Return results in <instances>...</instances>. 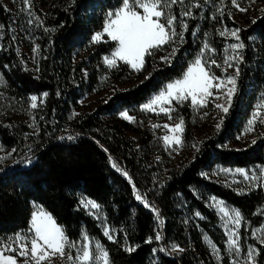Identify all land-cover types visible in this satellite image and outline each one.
Segmentation results:
<instances>
[{
    "label": "trees",
    "instance_id": "trees-1",
    "mask_svg": "<svg viewBox=\"0 0 264 264\" xmlns=\"http://www.w3.org/2000/svg\"><path fill=\"white\" fill-rule=\"evenodd\" d=\"M121 3L51 0L42 24L34 30L38 51L30 69L17 51L11 13L0 0V72L8 93L18 100L48 94L37 135L26 136L25 126L0 121V143L18 149L25 160L32 159L26 166H0V240L29 228L36 202L71 240L80 241L84 233L97 239L109 252L111 264H199L198 254L207 257L204 233L226 256L227 236L209 203L211 196L239 209L244 227L264 222V184L238 191L211 175L218 165L264 170V123L257 121L253 131L247 130L264 102V11L242 14L231 0H183L171 8L178 21L188 24L183 42L152 50L137 71L125 62L115 67L104 63L116 42L92 41L106 14ZM196 3L200 7H194ZM188 10L191 16H181ZM239 15L243 20L237 19ZM176 28L181 31L179 23ZM235 28L241 29L245 48L240 50L237 91L228 112L214 125L208 122L210 108L204 109L210 113L201 120L191 108L182 107L184 147L192 157L168 164L163 178L157 179L161 165L155 158L165 153L162 144L145 127L120 114L182 77L205 42L215 49L212 59L220 65L212 66V72L221 78L234 74L235 68L224 61L229 45L238 41L220 32ZM106 90L92 112L70 119L82 98ZM67 127L73 139L63 135ZM137 192L142 200L136 199ZM79 194L101 205L114 238L109 239L99 220L80 204ZM157 232L162 239H155ZM174 245L184 251L172 252ZM129 247L134 251H127ZM257 248L256 264H264V244L257 243Z\"/></svg>",
    "mask_w": 264,
    "mask_h": 264
},
{
    "label": "snow or ice",
    "instance_id": "snow-or-ice-1",
    "mask_svg": "<svg viewBox=\"0 0 264 264\" xmlns=\"http://www.w3.org/2000/svg\"><path fill=\"white\" fill-rule=\"evenodd\" d=\"M231 2L240 12L248 11V9L240 6L238 0H231ZM23 3L29 9L32 7L30 0H23ZM177 3H183V0H122L119 8L106 14L102 31L96 32L92 36L93 42H100L106 35L111 41L117 43V47L112 54L104 57V63L109 67H115L118 60L124 61L133 69L139 71L144 66L145 57L151 55L152 50L159 49L167 44H173L177 40L182 43L184 31L188 29V24L184 20L178 21L177 16L172 13V5ZM193 6L200 7V4L196 3ZM261 11H264V9H261ZM191 15L190 10L181 13L183 17ZM253 22L255 23V21ZM177 23H179L181 29L179 32L176 28ZM240 31L241 29L235 28L232 30L225 29L220 32L221 36L228 35L238 41L229 45L234 55L227 56L224 61L228 68H235L234 74L225 75L221 78L212 72V66L220 67V65L217 64L215 59L208 61L203 59L205 50L215 51V49H210L208 42H205L201 53L190 63L183 77L169 83L166 86V90L160 91L148 103L142 105V108L147 111L164 113L171 119L170 113L174 110L171 107L173 101L183 102L190 99L193 106L203 107L214 96V89L223 92L228 106H230L232 98L237 91L239 62L243 60L240 50L245 48V44L241 41L239 35ZM175 52L176 49L173 48L171 55H175ZM163 59L167 61L169 57H164ZM232 61H236V64L234 65ZM224 71L226 73L227 69L225 68ZM43 95L47 96L48 94L44 93ZM216 98L219 99V96ZM37 106V97L32 96L31 107L36 108ZM215 107L225 113L228 112V107L224 104H216ZM120 115L129 121L134 119L127 111L122 112ZM257 121L264 123V102L257 106L248 122L247 130L252 131ZM153 127H160V125H153ZM163 127L168 129L169 133L162 137L166 145H181L183 143V119H180L179 122L171 126L164 124ZM219 127L220 125L217 124L218 129ZM73 138L71 136L68 137V139ZM0 159L3 158L0 157ZM109 159L111 160V157ZM112 166L117 168L115 163ZM224 171L231 170L225 169ZM236 171L241 173L245 179H259L255 173L249 177L244 169H237ZM123 174L128 176L127 172ZM262 175H264V170H262ZM136 199H143L139 192L136 194ZM81 203L85 208L98 209L100 207L94 201L82 200ZM145 205L148 206L147 201H145ZM153 211L157 210L153 209ZM221 211L224 212L225 216H230V213L223 207ZM231 219L234 227L228 237L229 251L238 253L240 251L238 229L243 220L241 212L234 210ZM28 231L33 234L30 239L27 236L21 235V233H16L15 241L18 247L0 246V264H52L53 258L57 256L72 262V264H110L109 252L101 244L96 243L95 249H93L92 240L85 233L82 236L81 246L78 248L77 241L71 240L66 235L65 229L57 224L51 214L43 210L32 214L31 225ZM258 231L264 233V226L258 229ZM105 234L109 239L113 238L107 229L105 230ZM151 239L150 237L149 242ZM155 239H162L159 232L156 233ZM258 239H260L261 244H264V238L258 237ZM74 249L76 250L75 254L72 251ZM174 249L180 252L184 251L178 245H174ZM126 250L129 252L134 251L131 247L126 248ZM6 252L12 254H6ZM257 255H259L257 249L249 246L246 255L248 264H256L255 257ZM233 264H236V262L233 261Z\"/></svg>",
    "mask_w": 264,
    "mask_h": 264
},
{
    "label": "rangeland",
    "instance_id": "rangeland-1",
    "mask_svg": "<svg viewBox=\"0 0 264 264\" xmlns=\"http://www.w3.org/2000/svg\"><path fill=\"white\" fill-rule=\"evenodd\" d=\"M2 1L5 4L6 8L10 11L12 19H13V37L16 43L17 51L20 57L22 58L25 66L27 68L34 69V66L37 60V51H38L37 44L34 38V30L37 28L38 24H42L44 15L47 11L48 4L51 2V0H30L31 5H32L30 9L28 8L26 4L23 3V0H2ZM238 2L241 7L248 9V11L246 12H241L242 14H246V13H248L247 15L252 14V13L257 14V12H262L261 9H264V0H238ZM237 19L243 20L242 15H239ZM102 29L97 32L102 31ZM108 41H111V40L105 35L104 38L100 42H108ZM116 47H117V43H116ZM115 48L105 56H110L112 52L115 50ZM210 49H213V48L210 46ZM214 55H215V51L205 50L203 53V59L205 61H208L214 58ZM230 55H232V51H230V54H228V56ZM120 62H124V61L118 60L117 64ZM163 90H166V87ZM213 92H214V96L211 97L209 99V102L203 107L193 106L190 102V99L183 101V102L173 101L171 107L174 110L170 113L171 119H169V116L165 115L164 113L147 111L142 108V105L148 103L159 92L155 94L150 100L140 105L139 107L126 110L130 116L134 117V119L131 120L130 122L140 124L143 127H145L154 136L155 141H157L158 143H161L163 146V151L165 153L163 155L157 154L155 158V161L157 162V164L161 165V167H159L158 170L155 172L157 179L163 178V176L165 175L167 171L168 164L170 163L175 164L178 160L184 159L188 156L189 158L192 157V154L189 155L187 153V149L184 147L185 145L184 144V132H185L186 125H185V120L180 113V109L182 107H189L194 111L196 115H198L197 116L198 119L202 120L205 118L204 114L207 115L208 113H210V110L204 111V109L210 108L211 111L213 112L208 122L210 123L214 122L212 124L215 125L223 113V111L221 109L216 108L215 105L224 104L226 107H229L226 97L222 91H217L214 89ZM106 93H107V90L101 93L89 94L85 96L84 98H82L79 101V105L73 109L70 115V119L79 117L88 112H92L95 109L96 103L102 97H104ZM32 96L37 97L38 106L36 108L31 107V97ZM32 96H30L28 99H25V100H18L12 97L7 91L6 83L0 72V121L5 124H9V125L17 123V124H21L25 126L28 129L26 136L37 135L41 130L40 121L42 120V116H43L42 104L44 103L45 96L43 94L42 95H32ZM217 96H219V99L216 98ZM120 117L123 118L121 115ZM180 119H183L184 121V131L182 133L183 143L181 145H171V146L166 145L165 142L162 140V137L169 133H168V129H165L163 125L164 124H168L170 126L174 125L175 123L179 122ZM153 125H160V127H153ZM62 133L63 135H66V136H71L72 134L69 127H67L66 129H63ZM130 136L134 139H137V136H134L133 134H130ZM0 157L3 158V159H0V166H5V167H9L15 164H23L26 166L32 163V159L25 160L24 157L18 155V149L7 148L1 143H0ZM225 169H228L231 171H224ZM237 169H244L248 173L249 177H251L253 173H255V175L259 177V179L257 180L245 179V177L241 173H238L236 171ZM211 175L216 180L221 181L225 183L226 185H229L238 191H243L249 185H252L255 183L264 184V177L262 176V170L259 167L240 168V167H224V166L218 165L214 168ZM82 200L94 201L100 206L98 209H92L90 207L86 209L88 210L90 214H92L95 218L99 220V223L104 233H105V230L107 229L110 231L112 237L114 238L115 230H113L111 226L109 225L107 221L106 213L101 207V205L95 200L83 194H79V201L81 205H82L81 203ZM209 203L211 207L219 215L220 226L227 236V253H226V256H224L220 251H218V254H217V250H219L218 247L204 233L203 239H204V243H205L206 250H207V257L204 258L202 255L198 254L197 257L199 258V264H233V261H235L236 264H248V262L246 261L247 249L249 246H252L258 251L257 243H260V239H258V237L264 238V233L258 231V229L264 226V222L260 226L250 228L249 225H246L244 227V222L242 220L241 226L238 229L240 251L238 253L234 251H229L228 237H229V234L231 233V230L234 227V224L232 223L231 215L234 213V210H239V209L227 204L224 200L216 196H211L209 198ZM222 207L230 213V216L224 215V212L221 211ZM40 210H43L44 212L49 213L40 204L33 202L32 203V214ZM32 214H31V219H32ZM30 225H31V220H30ZM29 228L25 231H20L18 233H21V235L27 236L30 239L33 234L28 231ZM15 235L16 234L9 235L1 239L0 246L7 245L8 247H18V244L15 241ZM88 237L91 238L92 240L93 249H95L96 243L101 244L97 239L92 238L89 235ZM81 241L82 239L77 242L78 248L81 246ZM24 242H27V241H24ZM101 245L105 248L103 244ZM72 251L75 254L76 250L74 249ZM174 251H176V249L172 250V252ZM6 254H12V253L6 252ZM256 257H255V261H256ZM52 264H72V262L67 261L64 258L57 256L53 258Z\"/></svg>",
    "mask_w": 264,
    "mask_h": 264
}]
</instances>
